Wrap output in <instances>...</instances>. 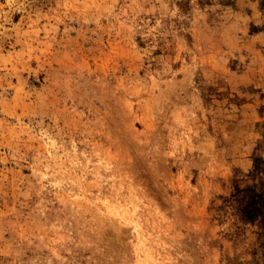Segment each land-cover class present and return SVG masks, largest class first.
Listing matches in <instances>:
<instances>
[{"label":"rangeland","instance_id":"obj_1","mask_svg":"<svg viewBox=\"0 0 264 264\" xmlns=\"http://www.w3.org/2000/svg\"><path fill=\"white\" fill-rule=\"evenodd\" d=\"M0 264H264V0H0Z\"/></svg>","mask_w":264,"mask_h":264}]
</instances>
